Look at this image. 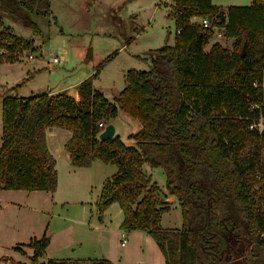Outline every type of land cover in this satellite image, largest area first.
<instances>
[{"label": "trees", "instance_id": "obj_1", "mask_svg": "<svg viewBox=\"0 0 264 264\" xmlns=\"http://www.w3.org/2000/svg\"><path fill=\"white\" fill-rule=\"evenodd\" d=\"M172 5L167 16L175 24L173 43L152 49L147 69H127L113 100L95 87L93 76L79 82V100L64 92L19 96V83L2 95L0 192L56 190L46 128L57 126L71 131L64 149L74 166L99 159L117 167L98 195L99 218L117 202L120 228L148 233L163 264H264V156L259 136L247 127L248 117L257 114L251 104L261 105L264 96L253 85L264 69V0ZM0 6L15 20L19 10L51 12L50 0H0ZM193 17H207L208 25ZM215 27L233 37L231 49L218 41L206 49ZM33 49L34 41L17 34L0 14V63L16 62ZM86 53L90 57L91 49ZM120 110L139 122L128 135L133 144L119 134L99 138L98 121L106 125ZM145 164L162 169L165 192ZM168 195L181 210L180 228L161 225L162 213L171 209ZM49 240L44 233L14 250L32 249L27 264H70L68 258L39 261ZM93 263L114 264L107 258Z\"/></svg>", "mask_w": 264, "mask_h": 264}, {"label": "rangeland", "instance_id": "obj_2", "mask_svg": "<svg viewBox=\"0 0 264 264\" xmlns=\"http://www.w3.org/2000/svg\"><path fill=\"white\" fill-rule=\"evenodd\" d=\"M213 1L217 5H244L251 0ZM172 4L167 6L159 0H50V13L19 10L16 20L0 6L5 23L17 34L34 41L33 51H23L16 62L0 64V94L18 83L15 93L20 96L49 91L48 88L64 83L71 88L88 73L93 76L95 87L113 100L125 85L127 69H147L152 62L151 50L166 42L173 43L175 24L167 16ZM215 34V40L223 46L234 40L225 36L223 29H216ZM89 48L90 57H86ZM30 54L33 58H29ZM54 56L59 58L56 63L51 61ZM88 69L91 72H87ZM119 113L116 121L111 122L122 134L123 141L130 143L128 135L139 127V122L121 110ZM116 168L98 160L69 174L60 159V194L69 203L50 205L42 197L46 193L41 191L5 190L0 197V244L7 248V253L2 259L9 264H22L18 263L21 260L29 262L28 255L15 251L11 245L28 241L31 235L41 237L46 228L50 240L40 261L53 257L94 259L108 255L117 257L115 262L120 259V264L152 260L154 252L144 242L134 243L130 231L124 229L127 245L119 243L122 211L118 203L109 204L103 217H98L95 201L104 179ZM152 173V179L165 192L162 169L154 168ZM38 208L46 211L39 212ZM161 225L182 226L178 205L162 213ZM70 264L88 263L71 260Z\"/></svg>", "mask_w": 264, "mask_h": 264}, {"label": "crops", "instance_id": "obj_3", "mask_svg": "<svg viewBox=\"0 0 264 264\" xmlns=\"http://www.w3.org/2000/svg\"><path fill=\"white\" fill-rule=\"evenodd\" d=\"M212 2L214 3V1L212 0ZM252 2V0L250 1V3ZM248 3V4H250ZM216 4V3H214ZM228 5H232V4H228ZM228 5H221L222 7H226ZM236 5H242V4H236ZM246 5V4H244ZM216 29H222L221 27H215V30ZM215 36L216 34H214L210 40H209V43L207 44L206 46V49L208 50L210 48V46L212 45V43L218 41V39L215 40ZM233 42V40H232ZM232 42L230 41L229 45H227L226 47L228 48H232ZM123 46H125V44H123ZM1 64V63H0ZM87 72H91L90 69L87 70ZM90 74H86L84 75L83 77L79 78L77 81H75L73 84H74V87H71V85H68L67 83H64L62 85H60L59 87H56V88H48L49 89V93L50 94H57V93H60V92H64L70 96H72L73 98H75L76 100H79V93H78V90H77V86L79 84L80 81H82L83 79L87 78ZM39 93V92H38ZM20 96V95H19ZM2 95L0 94V123H1V127H2ZM120 115V113H118ZM117 115L116 117L114 118H111L109 120V122H111V120H113V122L116 121V119L118 118ZM129 123V122H128ZM130 124V123H129ZM131 125V124H130ZM115 126V125H114ZM0 127V129H1ZM134 128V126H133ZM133 132V131H132ZM130 132V133H132ZM46 133H47V144H48V147H49V150L51 151V153L54 155L55 157V160H56V169H57V173H58V182H57V188L55 191L51 192V191H47V190H32V191H28V190H25V191H28V193L30 192H33V191H41V192H45L46 194H43L42 197H44V200L45 201H49L50 205L51 204H56L58 202H64V203H69V200L68 199H64L62 198L61 194H60V188H59V184H60V170H59V162H60V159H62L63 163L65 164L66 168H67V172L69 174H72V173H76L77 169H82V168H85V166H74L71 162V156L69 154V152H67L65 149H64V143L66 142V140L70 137L71 135V131L68 130V129H63V128H60V127H57V126H48L46 128ZM129 133V134H130ZM115 134H119L121 137H122V134L119 133L116 129V126H115ZM128 144H133V140H130V143ZM99 159L97 160H94L93 162L95 161H98ZM143 168L145 169V171L148 173V174H151V177L153 178V169H151L147 164H145L143 166ZM79 171V170H78ZM116 171V170H115ZM114 171V172H115ZM113 172V173H114ZM112 173V174H113ZM111 174V175H112ZM111 175L107 176V177H110ZM106 177V178H107ZM105 178V179H106ZM104 179V180H105ZM104 182V181H103ZM103 184V183H102ZM12 190V189H11ZM5 192V190H1L0 192V197H1V194ZM100 193V192H99ZM30 195V194H29ZM42 195V194H41ZM99 195V194H98ZM98 198V196H97ZM167 201H170L171 202V207L173 206H176L177 205V202L174 201V197L172 195H168L167 198H166ZM97 201V199H96ZM95 201V202H96ZM81 202V200L79 201ZM82 203V202H81ZM115 203V202H113ZM117 203V202H116ZM1 206V205H0ZM1 208V207H0ZM121 209V208H120ZM38 211L39 212H45L46 210H43L41 208H38ZM122 211V209H121ZM99 217V216H98ZM103 217V214L101 216V218ZM100 218V219H101ZM123 219V211H122V218H121V221ZM121 223V222H120ZM119 227H120V224H119ZM121 229V228H120ZM44 231L42 232V235L44 233H46V228L43 229ZM121 231H123V229L120 230V233ZM130 237H131V240L135 243L136 241L139 242L140 244L141 243H145L146 246L152 251L154 252L153 254V259L150 260L148 263L147 262H143V261H140L139 263L140 264H163L164 262V257H163V254L161 253L159 247L157 246L156 242L154 241V239L148 234L146 233L145 231L143 230H140V229H134L132 231H130ZM120 233H119V243H120V240H121V236H120ZM32 237H37L36 235H31L30 238ZM39 238V237H38ZM30 240V239H29ZM28 240V241H29ZM28 241H25V242H22V243H27ZM128 239H127V242L125 245H127L128 243ZM123 245V246H125ZM14 246L16 245H11V247L14 249ZM122 246V245H121ZM134 248L129 250L131 252H133ZM17 251V250H15ZM23 251L24 252H20V251H17L19 253H22V254H25V255H30L32 253V249L29 248V247H24L23 248ZM5 253H7V248L4 247L3 245L0 244V264H9L8 261L5 259L3 260L2 258L4 257ZM53 258H57V259H61L63 257H53ZM100 258H107L109 260H111L114 264H120V259L119 261H116L114 259H116L117 257H114L113 255H108L107 257H100ZM121 258V256H120ZM70 260H75L77 262H80V263H88V264H94L93 263V258H83V259H75V258H68ZM94 259H97V258H94ZM40 261V259H39ZM22 263V264H27L28 261H18V263ZM40 262H45V261H40Z\"/></svg>", "mask_w": 264, "mask_h": 264}, {"label": "built area", "instance_id": "obj_4", "mask_svg": "<svg viewBox=\"0 0 264 264\" xmlns=\"http://www.w3.org/2000/svg\"><path fill=\"white\" fill-rule=\"evenodd\" d=\"M159 3L161 4H166L168 6V4L173 3V0H159ZM193 21L197 20L200 21L201 23H203L204 25H208V19L207 17H193L192 18ZM223 29V28H222ZM29 58H33V55L30 54ZM52 62L56 63L59 61V58L57 56L52 57L51 59ZM253 85L256 87H260L263 90L264 93V69H263V74H262V78H257L255 79V81L253 82ZM264 108V96H263V103L257 104V103H252L250 106V109L257 112V114H254L250 117H248V123H247V127L249 130L257 133V135L259 136V144L261 147V154L264 156V113H263V109ZM98 126L104 128L105 127V123L104 121H98ZM263 163H264V158L262 159ZM121 236V240H120V244L123 246L126 244L127 242V233L123 230L120 233Z\"/></svg>", "mask_w": 264, "mask_h": 264}, {"label": "water", "instance_id": "obj_5", "mask_svg": "<svg viewBox=\"0 0 264 264\" xmlns=\"http://www.w3.org/2000/svg\"><path fill=\"white\" fill-rule=\"evenodd\" d=\"M242 53H244V51ZM114 134H115V126L112 122H109L99 133V138H111L112 136H114Z\"/></svg>", "mask_w": 264, "mask_h": 264}]
</instances>
